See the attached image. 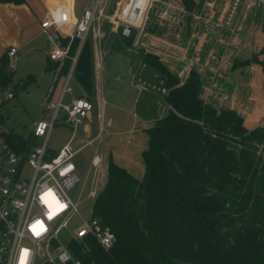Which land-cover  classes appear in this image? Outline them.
<instances>
[{"label": "trees", "instance_id": "16d2710c", "mask_svg": "<svg viewBox=\"0 0 264 264\" xmlns=\"http://www.w3.org/2000/svg\"><path fill=\"white\" fill-rule=\"evenodd\" d=\"M179 1L187 12L201 6L196 0ZM123 40L132 43V38ZM77 46L74 38L71 54ZM141 57L162 81L168 110L145 129L140 179L108 156L106 182L93 200L92 216L114 234L115 243L105 252L88 238L73 249L76 259L81 264H264V123L248 127L247 113L203 100L206 77L197 65L180 71L151 53ZM249 62L264 72V60L256 56L232 68ZM74 78L91 98L90 38ZM8 140L16 149L28 143L16 134Z\"/></svg>", "mask_w": 264, "mask_h": 264}, {"label": "built area", "instance_id": "2783aa9c", "mask_svg": "<svg viewBox=\"0 0 264 264\" xmlns=\"http://www.w3.org/2000/svg\"><path fill=\"white\" fill-rule=\"evenodd\" d=\"M253 1L264 7V0ZM201 2L200 9L208 6L210 0H196L197 4ZM185 15L194 16L190 23L191 31L206 21L199 8L187 12L179 0H87L73 31L69 33V41L62 45L56 43L48 31L51 27L66 25L67 9L64 5L52 9L41 28L48 33L53 45L48 51V60L58 64V68L53 71V82L45 96L41 117L32 133L25 138L28 143L17 149L8 140L14 132L4 128L1 108L15 98L24 84L12 80L19 47L9 48L0 57V264H80L70 246L73 240L82 243L90 238L105 252L113 247L114 234L101 228L92 215L72 229L65 246L60 245L58 239L61 231L67 229L79 214L78 205L69 194L81 179L77 158L101 138L105 104L99 89L96 93L97 108L87 94H75L70 87L75 65L84 41L90 38L96 74L100 71L108 54L98 43L103 23L120 31L122 38H132V44L137 45L145 37L158 41L156 31L164 35L162 38L173 36L178 39ZM74 38L78 39V46L71 54L70 44ZM193 51L194 57H188L187 52L191 54L188 43L178 60L187 66L198 65L199 51L195 47ZM67 60L70 64L61 92L54 98V84L61 74L60 67ZM9 76L11 79L5 80ZM159 82L161 92L165 93L162 81ZM66 95L69 96L68 101H64ZM94 111L99 123L98 132L74 148L72 142L77 128L90 119ZM56 124L70 127L72 134L57 150H51L50 134ZM89 173L91 183L87 196L94 200L107 178L101 152L92 155Z\"/></svg>", "mask_w": 264, "mask_h": 264}, {"label": "crops", "instance_id": "0c3cea01", "mask_svg": "<svg viewBox=\"0 0 264 264\" xmlns=\"http://www.w3.org/2000/svg\"><path fill=\"white\" fill-rule=\"evenodd\" d=\"M86 1L23 0L21 3L0 1V57H3L11 47H19L18 56L24 51L25 47L35 49L34 40L38 36H45L47 44L44 46V51L47 57V68L52 73L49 90L54 76V70L50 66L54 64L48 60V51L53 46L48 33L52 39L53 35H57L59 42L55 41L56 43L62 45L65 42L67 43L69 33L73 31ZM212 1L210 0L206 8V21L200 23V26L194 29V33L190 28V35H196V38L193 39V49L195 47L201 54L200 63L197 66L206 77L201 98L205 101L215 100L219 107L226 106L240 109L245 114L247 113L245 124L248 127L258 126L264 123V72H262L259 64L253 62L236 69L232 67L234 63L245 60L250 61L254 56L258 60H264V7L257 5L253 0H224L223 7L213 10ZM60 5H64L67 9L68 22L64 26L51 27L48 33L43 32L41 23L49 16L52 9ZM110 30L103 29L100 32L99 46L106 49L108 54L102 61L101 69L97 74L94 68L93 55L94 95L90 99L97 108V89H99L103 98L101 83L107 84L110 82L108 94L110 100L103 99L105 105L107 101H111L118 107L130 105L137 107L140 114L136 113V120H130L133 125L128 129L123 127L124 112L118 111V121H122L117 132L107 135L106 141L110 148L109 153H103L101 142L99 149L106 170V156L111 155L114 162L119 166L124 167L130 173L137 169L138 173L140 172L139 175L142 174L143 176L144 165L141 167L136 158L139 159L140 156L138 155H141L147 144L145 147L141 142V138H137L136 143L132 142L133 135L139 133L147 136L145 129L164 116L168 107L163 100V94H161L159 76L154 68L143 62L142 51L139 52L141 50L138 49L139 46L125 43L116 30ZM153 40L155 41V39ZM157 40L156 43L164 42L160 37H157ZM113 53L116 54L114 59H112ZM108 56H111V75L106 74L105 61ZM208 56H211L212 59ZM187 69L188 66L184 64L182 70ZM60 73L54 84L53 94L56 93L59 82L62 88L65 73ZM32 80L33 77L28 76L23 81L29 83ZM27 84L24 83L21 90H24ZM61 88L54 98L59 96ZM77 90V95L84 94L79 84ZM68 100L69 96L66 95L64 101ZM121 109L120 107L117 110ZM95 118L96 111L91 114L90 119H86L79 126L84 133L85 140L93 136L90 123H93L92 121ZM112 123L113 120H111ZM78 164L77 162V166Z\"/></svg>", "mask_w": 264, "mask_h": 264}, {"label": "rangeland", "instance_id": "374dc122", "mask_svg": "<svg viewBox=\"0 0 264 264\" xmlns=\"http://www.w3.org/2000/svg\"><path fill=\"white\" fill-rule=\"evenodd\" d=\"M202 3L203 2H201L200 5H202ZM212 3H213V8H212L213 10H216L224 6V0H213ZM206 8L207 6L202 9L199 8L202 18H205L207 15ZM257 12L260 13L259 10H257ZM193 19L194 16L185 15L183 17L182 31L178 39H176L173 36H165V38H162L164 35H162L161 32H158L156 34L158 37H161L164 40V42L156 43L154 40H149L146 37L141 38V42L137 44V46H139L138 49L139 48L141 49L139 52L142 51L143 53L146 52L151 53L156 57L160 58L170 67L179 69L181 71L183 69L184 64L181 63L178 60V58L184 54L185 47L188 46V43H189V49H192L191 51H193L192 48L193 39L196 38L195 34L190 35V28H191L190 23L192 22ZM250 23L251 20L249 22V26ZM199 26L200 25L197 24L195 26V29ZM103 29L114 30L107 23H103L100 32L103 31ZM192 30L194 33L195 30L194 29ZM117 33L120 35V31H117ZM46 44H47V38L43 35L38 36L34 40L35 49L31 47H25L24 51L20 53L18 59L16 60V70L13 73L12 80L14 82H22L25 84H27L28 81L24 82L23 80H25L28 76H32L33 80L27 84L24 90H19L16 93V96L13 100H11L9 103H7L5 106L1 108V113L4 118L3 121L4 128L12 130L14 134L22 138H27L32 133L36 122L40 119L45 96L47 94L49 84L51 83L52 73L51 71H48L47 57H46V52L44 51V46ZM171 44L174 46H171ZM136 52L138 53V51ZM187 56L190 58L194 57L192 52L191 54L187 52ZM208 57L211 58V56ZM114 58H116V54L113 53L112 59ZM199 58H201L200 53H199ZM105 63H106L105 64L106 74L111 75L112 74L111 56L107 57ZM64 66L65 65H62L60 67V71L62 72V74L66 73V71L64 72ZM50 67L51 69L55 70L56 68H58V64H54ZM108 78H110V76ZM110 80L111 78L109 79V81ZM160 83L161 82H159V85ZM77 85H78L77 81L73 77L70 82V87H72L75 94L78 93ZM101 85H102L101 88L103 90L102 91L103 99L110 100L108 97L110 91L109 88L111 85L110 82H108L107 84L102 82ZM60 88H61V83L59 82L56 87V91H55L56 93L53 94V97L57 95V93L60 91ZM161 94L164 95V93ZM116 96L117 95L115 94V97ZM163 105L165 104L163 103ZM120 107L122 109L117 110ZM120 107L115 106L114 103H112L111 101H107L106 105L104 104L102 130L100 133L101 138L95 141L93 146H89L86 149H84L82 155L78 156L77 158V162L79 163L78 167H79V174L81 179L74 186V188L70 191L69 194L71 199L78 205L79 214L75 215L70 226L67 229H63L59 234L58 239L60 241V245L62 246H65L67 244L72 229L78 226L79 224H81L82 219H87L92 215L93 200L91 198H88L87 196L91 183V175L89 173L90 159L95 152L100 153V149H99L100 142L102 144L101 149L103 153L104 154L109 153L110 148L108 147V143L106 141L107 135H109L110 133L113 134L117 132L120 128V123L122 121V120L118 121V116H119L118 111L124 112L123 127L128 129H130L131 126L133 125L132 122H130V120L131 121L136 120L135 119L136 113L140 114L137 107H133L130 105H125L124 107L122 106ZM111 120H113L112 124H111ZM92 122L93 123H90L91 124L90 127L94 136V134L98 132L99 123L96 118ZM71 134L72 133L70 127L56 124L50 134L49 148L51 150L58 149L60 146H62V144H64L65 142H67V140H69ZM137 138H141L142 144L145 145L146 147L147 136L136 133L133 135L132 142L136 143L138 141ZM84 141H85L84 133L82 132L81 127H78L72 145L74 148H76L82 145ZM116 143L120 144L119 142ZM108 156L109 155L106 156L107 159ZM138 156L140 157L139 159L136 158V160H138L140 162L141 167H143L141 155ZM139 173L137 169H134L131 174H133L134 176L140 179L142 177V174L139 175ZM79 244L80 242L73 240L70 246L72 247V249H74L75 246Z\"/></svg>", "mask_w": 264, "mask_h": 264}, {"label": "water", "instance_id": "95a60500", "mask_svg": "<svg viewBox=\"0 0 264 264\" xmlns=\"http://www.w3.org/2000/svg\"><path fill=\"white\" fill-rule=\"evenodd\" d=\"M53 39H54V41H56V42H59V39H58V37H57V35L55 34V35H53Z\"/></svg>", "mask_w": 264, "mask_h": 264}]
</instances>
